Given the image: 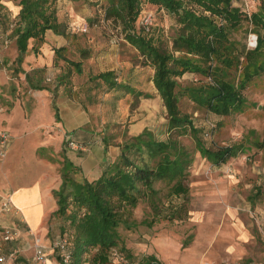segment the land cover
I'll use <instances>...</instances> for the list:
<instances>
[{
    "label": "rangeland",
    "instance_id": "rangeland-1",
    "mask_svg": "<svg viewBox=\"0 0 264 264\" xmlns=\"http://www.w3.org/2000/svg\"><path fill=\"white\" fill-rule=\"evenodd\" d=\"M239 1H234V6L238 9L241 4ZM19 4L20 0H0V37L8 39L9 46L17 49L11 24L19 19ZM106 4V0H58L52 5L57 9L59 21L67 24L70 32L67 46L70 51L65 52L66 57L76 61L83 57L89 67L85 69V73L77 75V80L90 95L93 113L98 116L94 120L92 132L95 135L92 137L98 140L110 137V148L103 147L106 160L110 162L120 154V148L116 144L125 140L127 135L133 136L130 127L145 126L144 130L151 131L159 141L167 142L171 136L177 138L192 159L184 180L187 193L182 196L172 195L170 183L157 182L155 189L159 191L158 209L155 210L146 199L141 201L133 210L132 219L137 223L136 226L131 230L124 226L119 229V248L128 251L132 259L144 261L149 254L141 250V245L151 248L157 238L171 237L182 255L189 249H194L207 256L212 264H227L233 260H252L257 264H264V71L247 83L245 88L240 87L243 104L228 115L211 111L190 90L199 89L201 92L202 89L209 88L215 84L214 76L187 72L183 77L177 78L176 91L181 114L187 116L197 127L198 138L212 150L233 147L236 152L226 163L215 165L213 161L202 157L189 126L185 135H180L177 132L179 130H173V135L169 133L167 110L153 83L155 70L127 42L123 25L119 21L105 18ZM262 5L263 0H257L253 14L264 9ZM149 13L156 15V21L146 31L157 45L171 51L178 27L176 19L158 12L157 6L145 3L136 23L138 29ZM246 16L243 13L241 24L228 30L232 50L239 56V62L235 58L230 69H226V79L237 88L245 80V54L248 50L255 49L250 45L251 35L264 37V26L253 24L251 17ZM216 20L219 24L223 23L219 18ZM83 29L86 31L82 32ZM35 43L30 40L28 53H38L33 49ZM52 43L53 40L49 38L44 44L56 54L57 49ZM82 49L83 53L80 52ZM261 50L258 64H264V45ZM62 64L59 61V65ZM202 66L207 69L208 64L202 63ZM222 66L224 64L221 62L213 61V69ZM52 68L45 71L48 83L49 80L57 79V75L55 78L53 75L56 69L54 67L52 71ZM108 69L115 71L117 83L123 88L109 89L103 81L95 80L101 70L105 72ZM67 78L69 80V76L63 80ZM201 94L205 96L206 92ZM37 156H43L40 150ZM50 160H57V165L61 166L59 175L63 183L62 169L65 161L70 159L61 152ZM72 165H67L66 162L65 168H76L74 163ZM106 165L102 163L97 173L102 174ZM77 170L79 173L80 170ZM239 221L249 235L246 239L242 238L244 235L236 226ZM30 223L33 225L31 220ZM66 229L59 224L55 234H64ZM42 233L44 245L51 248L54 235H50L51 241L47 237L46 228L42 232H36L35 237L42 238ZM47 240L48 244L45 243ZM34 245L33 242L27 248V253L32 252L33 256ZM93 253L94 251L91 254ZM160 264L163 262L160 261Z\"/></svg>",
    "mask_w": 264,
    "mask_h": 264
},
{
    "label": "trees",
    "instance_id": "trees-1",
    "mask_svg": "<svg viewBox=\"0 0 264 264\" xmlns=\"http://www.w3.org/2000/svg\"><path fill=\"white\" fill-rule=\"evenodd\" d=\"M56 1L58 0H20L19 19H13L11 24L20 54L16 64L21 65L24 62L29 52L30 40L36 42L33 49L38 52L49 32L70 39L67 24L59 21L57 9L52 6ZM106 1L105 18L119 21L123 25L127 42L135 47L140 56L155 70L153 83L167 110L169 133L179 130L177 132L180 135H185L189 126L202 157L213 161L215 165L226 163L228 158L236 153L234 148L212 150L205 146L198 138L197 127L187 116L181 114L176 91L177 78L183 77L187 72L214 76L215 84L201 91L206 92L205 96H202L199 89L190 90L211 111L228 115L234 108L243 104L240 87L245 88L247 83L264 71V64H258L264 37L259 36L257 47L246 52L247 64L243 70L245 80L237 88L226 79V69H230L235 58L239 62V56L232 50L233 44L230 43L228 34V30L241 24L243 17L241 9L234 6L235 0ZM145 3L157 6L158 12L176 19L178 27L171 51L157 45L141 24V28H137L136 23ZM217 18L223 23L219 24ZM250 19L253 24L264 26V9L252 14ZM6 40L8 39L3 40L0 37L2 44ZM65 48H59L57 54L61 52L62 60L81 74V61L66 57L63 52ZM67 49L70 50L69 47ZM83 52L82 49L81 53ZM177 53L180 55L177 56ZM214 60L224 66L213 69ZM202 63L208 64L207 69ZM36 72V83L29 74L26 75L28 84L32 89H42L41 82L45 70ZM63 78L57 76L55 79L62 81ZM95 80L103 81L109 89L123 88L117 83L114 70L97 74ZM109 139L110 137L102 138L105 149L111 146ZM116 146L120 148V154L114 161L108 162L102 175L92 182L78 179L77 168L66 169V162L67 165H73L68 160L64 163V180L59 190L55 191L59 206L55 216L68 221L67 229L62 235L66 234L70 239L73 264H112V249L119 248L120 244V227L131 230L137 224L132 219L133 210L144 199L150 201L155 210L158 209L159 191L155 189L157 182L170 183L172 195L182 196L187 193L184 180L192 159L191 154L177 138L171 136L167 142L159 141L151 131L145 129L138 135H127V138ZM119 250L131 258L128 251L122 248ZM137 262L160 264L155 255H149L144 261Z\"/></svg>",
    "mask_w": 264,
    "mask_h": 264
},
{
    "label": "crops",
    "instance_id": "crops-1",
    "mask_svg": "<svg viewBox=\"0 0 264 264\" xmlns=\"http://www.w3.org/2000/svg\"><path fill=\"white\" fill-rule=\"evenodd\" d=\"M49 38L53 40V47L57 50L69 44V39L52 32L47 33L46 41ZM9 44L4 45L0 41V132L5 131L9 135L4 147L5 154H0V254L8 257L13 251H18L5 264H33V254H28L27 248L34 242L36 232L48 228L47 237L51 241L50 235L55 237L53 244L62 236V233L55 234L59 224L61 227L68 226L65 218L55 216L59 208L55 191L59 190L62 180L59 175L61 166L57 165V160L52 162L51 157L54 158L62 152L80 170L77 178L90 182L102 175L97 173L98 168L102 163L107 164L108 160L104 155L105 145L101 144L102 139L92 137L95 135L92 132L94 120L98 116L93 113L90 95L77 80V75L85 73L88 67L85 59L82 57L80 60L82 73L79 74L73 66L62 60L61 52L55 54L43 44L36 55L28 53L24 62L18 65L16 60L20 55L19 51ZM65 49L64 55L70 51ZM59 61L63 64L59 65ZM49 67L56 69L53 72L54 78L56 75L63 78L66 74L64 77L69 76V80L67 78L58 82L53 79L54 81L48 83L46 74L43 73V88L32 89L26 75L29 74L36 83V71H46ZM144 128L145 126H132L130 131L133 135H138ZM71 141L86 145L87 149L75 150L70 146ZM89 143L92 145L89 146ZM2 150L0 145V152ZM39 150L42 157L37 156ZM7 195L11 196V211L8 212L2 207ZM24 209L37 211L33 225ZM6 231L14 234L13 241L3 240L2 235ZM247 236L249 237L248 234ZM41 237L43 240V233ZM48 241L45 243L48 244ZM141 246L143 252L155 255L163 264H212L207 256L194 249H189L182 255L179 246L171 237L157 238L151 248ZM59 255V252L48 249L45 264H60ZM238 261L241 260L229 262ZM241 262L257 264L252 260Z\"/></svg>",
    "mask_w": 264,
    "mask_h": 264
},
{
    "label": "built area",
    "instance_id": "built-area-1",
    "mask_svg": "<svg viewBox=\"0 0 264 264\" xmlns=\"http://www.w3.org/2000/svg\"><path fill=\"white\" fill-rule=\"evenodd\" d=\"M239 1V0H238ZM256 1L257 0H240L241 4L238 6L243 13H245L247 16L250 17L253 14V10L256 7ZM155 20L154 13H149L145 16L143 21V27L148 28L149 25H152ZM80 30V29H78ZM86 30L83 29L82 32H85ZM9 41L6 40L4 42V45H8ZM250 45L252 47L256 48L258 45V36L257 35H251L250 37ZM51 81V80H49ZM209 136V134H207ZM9 139V135L5 131L0 132V145L3 147V150L0 152V154L3 156L5 154L4 147L7 145V141ZM70 146L74 149L79 150H86V145L76 143L74 141L70 142ZM2 207L4 211H11V196L7 195L5 200L2 203ZM2 238L4 241H13L15 239L14 234H12L10 231H6L3 233ZM34 246H35V253L33 256V264H45L47 261V250L51 249L54 251L59 252L60 256V262L61 264H73V258L70 250V239L65 234L62 236H59L58 239L54 241L51 248H48L46 245H44L42 238H36L34 236ZM18 251H13L10 253L8 257L2 256L0 254V262L4 263L8 260V258L12 259L17 255ZM112 256H113V263L112 264H138L137 260H134L132 258H128L125 254H123L119 248H113L112 249ZM227 264H244L241 261L238 262H228Z\"/></svg>",
    "mask_w": 264,
    "mask_h": 264
},
{
    "label": "bare ground",
    "instance_id": "bare-ground-1",
    "mask_svg": "<svg viewBox=\"0 0 264 264\" xmlns=\"http://www.w3.org/2000/svg\"><path fill=\"white\" fill-rule=\"evenodd\" d=\"M26 198H25V202H26ZM24 212L26 213V215H27V217L31 220V221H33V220H35L36 219V216H37V211H34V210H30V211H28V210H25L24 209ZM237 228H238V230H240V232L244 235V238L246 239L247 237H246V230H245V228H244V226H243V223L241 222V221H239L238 223H237ZM48 264H50V262H48Z\"/></svg>",
    "mask_w": 264,
    "mask_h": 264
}]
</instances>
